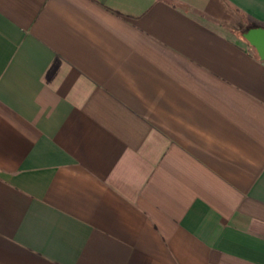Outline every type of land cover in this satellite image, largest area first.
<instances>
[{
  "label": "crops",
  "instance_id": "0c3cea01",
  "mask_svg": "<svg viewBox=\"0 0 264 264\" xmlns=\"http://www.w3.org/2000/svg\"><path fill=\"white\" fill-rule=\"evenodd\" d=\"M255 26L264 0H0V264H264Z\"/></svg>",
  "mask_w": 264,
  "mask_h": 264
},
{
  "label": "water",
  "instance_id": "95a60500",
  "mask_svg": "<svg viewBox=\"0 0 264 264\" xmlns=\"http://www.w3.org/2000/svg\"><path fill=\"white\" fill-rule=\"evenodd\" d=\"M242 36L255 47L258 55L264 59V27H250L242 33Z\"/></svg>",
  "mask_w": 264,
  "mask_h": 264
},
{
  "label": "rangeland",
  "instance_id": "374dc122",
  "mask_svg": "<svg viewBox=\"0 0 264 264\" xmlns=\"http://www.w3.org/2000/svg\"><path fill=\"white\" fill-rule=\"evenodd\" d=\"M241 32V31H240Z\"/></svg>",
  "mask_w": 264,
  "mask_h": 264
}]
</instances>
